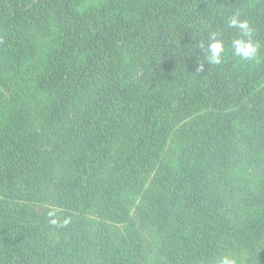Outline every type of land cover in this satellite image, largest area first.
Listing matches in <instances>:
<instances>
[{
  "label": "trees",
  "instance_id": "16d2710c",
  "mask_svg": "<svg viewBox=\"0 0 264 264\" xmlns=\"http://www.w3.org/2000/svg\"><path fill=\"white\" fill-rule=\"evenodd\" d=\"M236 11L260 44L255 60L232 53ZM32 32L43 35L35 48ZM211 32L223 62L198 72ZM0 44L11 67L0 75V264H144L152 252L150 264H264L254 172L212 178L209 165L234 141L231 115L261 125L247 158L264 151V0H0ZM21 101L34 114L17 127ZM155 164L172 192L138 207L162 233L131 259L113 198L136 203ZM215 219L236 226L206 243Z\"/></svg>",
  "mask_w": 264,
  "mask_h": 264
},
{
  "label": "rangeland",
  "instance_id": "374dc122",
  "mask_svg": "<svg viewBox=\"0 0 264 264\" xmlns=\"http://www.w3.org/2000/svg\"><path fill=\"white\" fill-rule=\"evenodd\" d=\"M33 35L34 33L32 32V38L30 40L32 44L35 45L33 46L35 48L43 42V35L39 34V36L36 37H33ZM2 50L3 45L0 44V51ZM24 61L22 64H24ZM9 69H11V67L7 64V61L2 62V59H0V70L2 71L0 72V75H3V73H5L4 71ZM3 83L4 81L0 78V88L3 86ZM41 95L43 100H45V97H48L47 94ZM33 105L34 104L27 101H21L14 105L12 111H14L15 116L11 115L10 122L15 124L17 127L25 124L34 114ZM231 117L233 118V123L231 125L232 128L229 130L230 134L229 136L225 137V140L229 141L230 138V140L233 139L234 141L229 144V147L224 145L226 148H228V150L223 154V156L217 154V156L221 157L223 161L215 163L209 162L210 168H212V178H215L214 176L219 175L220 173L224 174L228 170H232L233 172L239 170L247 171V174L254 172L255 184L259 186V190L262 193L261 195L264 197V151H262V155H260L259 158L256 156L254 158L248 159L245 155V151L243 150V148L246 146L250 147L249 145L252 143L253 128L259 127L261 129V125L259 123H248V126L244 127V121L241 117H236L235 115H231ZM244 133H246L245 136L243 135ZM257 146L258 145L254 146L252 143V147ZM118 152L119 151H117L115 156H112L114 159L118 158ZM74 168H76V165L74 166L73 158H71L61 166L60 170L62 173H64V175H69L74 171ZM149 171L150 172L148 174L145 186L146 190L139 194L137 202L133 203L129 197L117 192L113 198L115 205H113L110 210V221L116 227L118 232H120L124 238H126V240L123 241L124 248L129 251V255L132 254L131 259L147 255L148 251L151 250V248L155 245L158 237L162 233L160 229L157 230L156 227H153L155 224L154 221L151 220L152 217L149 215L148 211L146 209L142 211L139 207H144L151 201H161L162 197H166L168 200L173 189L169 184V181L167 179L165 180L162 176L163 171H160L159 164L153 165ZM149 189L151 190L149 191ZM46 209L47 207L45 205H39L37 207V211L40 213H44ZM234 219L235 218L233 217V220ZM19 224L20 223L17 225ZM239 224L242 223L240 222L238 225ZM230 225L232 227L236 226L235 224H231L228 221L226 222L222 219H215L208 234L203 235V237H206L207 235L212 234L209 238L206 237L208 238L206 243L213 240L219 241L221 237H224V227H230ZM24 226L25 225H22L20 228ZM228 237L229 235L225 236L224 238L227 239ZM229 256L230 259L231 257L233 258L232 255ZM155 257L156 253L152 252L147 255L146 261L143 260V263L150 264L152 260L155 259Z\"/></svg>",
  "mask_w": 264,
  "mask_h": 264
},
{
  "label": "clouds",
  "instance_id": "9594fccd",
  "mask_svg": "<svg viewBox=\"0 0 264 264\" xmlns=\"http://www.w3.org/2000/svg\"><path fill=\"white\" fill-rule=\"evenodd\" d=\"M227 27L236 29L238 36L231 41V49L234 56L239 57L242 61H252L257 58L260 48L259 42L253 39L254 29L247 19L241 18L239 11L231 14L227 19ZM219 32H211L208 36L207 44L199 41L198 47L202 50L204 62L198 63L196 71L203 72L205 64L220 65L223 62V54L225 45L222 39L219 38ZM56 223L55 220L52 221ZM67 223V221H65ZM217 264H235L233 259L228 256H223Z\"/></svg>",
  "mask_w": 264,
  "mask_h": 264
}]
</instances>
